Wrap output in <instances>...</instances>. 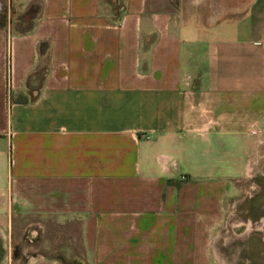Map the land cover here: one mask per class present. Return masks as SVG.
I'll list each match as a JSON object with an SVG mask.
<instances>
[{"label":"crops","instance_id":"obj_1","mask_svg":"<svg viewBox=\"0 0 264 264\" xmlns=\"http://www.w3.org/2000/svg\"><path fill=\"white\" fill-rule=\"evenodd\" d=\"M4 11L0 264H225L261 229L264 0Z\"/></svg>","mask_w":264,"mask_h":264},{"label":"rangeland","instance_id":"obj_2","mask_svg":"<svg viewBox=\"0 0 264 264\" xmlns=\"http://www.w3.org/2000/svg\"><path fill=\"white\" fill-rule=\"evenodd\" d=\"M5 1V0H4ZM1 4L3 3V0H0ZM32 8H36L37 4L32 3ZM28 9V8H27ZM26 11H19L17 14L22 17L23 13ZM30 12L33 13V9L30 8ZM15 13V12H14ZM16 14V15H17ZM35 14V13H34ZM15 15V14H13ZM27 16L24 18V23L20 26L26 25L28 23ZM250 184L248 185V187ZM256 189V188H255ZM255 189L246 188L245 194H244V202L243 207L245 206H251L256 201V198L252 199V193L255 192ZM249 211V209H248ZM228 217L232 218L231 222H235L236 219H239L238 222L243 223L245 225L246 219H250L251 221H257V215L255 214H240L236 216H230ZM238 217V218H237ZM262 218V221H260V230L254 231L252 229H247L240 237H237L236 239H229V243L227 247L224 248L223 252L227 254L228 262L225 264H264V262H258L257 260L260 258H264V215L260 216ZM256 219V220H255ZM242 221V222H241ZM248 224V223H247ZM242 225V226H243ZM258 225V226H259ZM242 226H239L237 230H240ZM239 233V232H238ZM263 255V256H261Z\"/></svg>","mask_w":264,"mask_h":264},{"label":"trees","instance_id":"obj_3","mask_svg":"<svg viewBox=\"0 0 264 264\" xmlns=\"http://www.w3.org/2000/svg\"><path fill=\"white\" fill-rule=\"evenodd\" d=\"M30 8L26 9V11L22 15L23 18H25L27 16L26 20H28V23L26 25H24L23 30H25L29 26L30 19L33 17L34 13L36 12V8H31V9H33V13L30 12ZM3 15H5V11L0 14V17L3 16Z\"/></svg>","mask_w":264,"mask_h":264}]
</instances>
